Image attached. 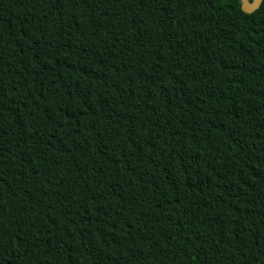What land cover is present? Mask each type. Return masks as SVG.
Wrapping results in <instances>:
<instances>
[{
	"label": "trees",
	"instance_id": "1",
	"mask_svg": "<svg viewBox=\"0 0 264 264\" xmlns=\"http://www.w3.org/2000/svg\"><path fill=\"white\" fill-rule=\"evenodd\" d=\"M0 264H264V2L0 0Z\"/></svg>",
	"mask_w": 264,
	"mask_h": 264
},
{
	"label": "water",
	"instance_id": "2",
	"mask_svg": "<svg viewBox=\"0 0 264 264\" xmlns=\"http://www.w3.org/2000/svg\"><path fill=\"white\" fill-rule=\"evenodd\" d=\"M241 1H242V9L248 13L258 9L262 3V0H241Z\"/></svg>",
	"mask_w": 264,
	"mask_h": 264
},
{
	"label": "snow or ice",
	"instance_id": "3",
	"mask_svg": "<svg viewBox=\"0 0 264 264\" xmlns=\"http://www.w3.org/2000/svg\"><path fill=\"white\" fill-rule=\"evenodd\" d=\"M262 2H264V0H262Z\"/></svg>",
	"mask_w": 264,
	"mask_h": 264
}]
</instances>
